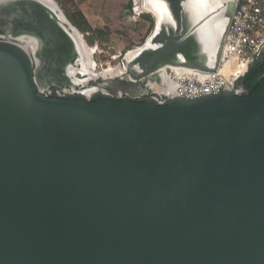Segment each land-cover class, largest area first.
I'll list each match as a JSON object with an SVG mask.
<instances>
[{"label":"water","instance_id":"1","mask_svg":"<svg viewBox=\"0 0 264 264\" xmlns=\"http://www.w3.org/2000/svg\"><path fill=\"white\" fill-rule=\"evenodd\" d=\"M161 1L146 41L94 75L173 87L168 67L217 70L242 0H181L179 16ZM1 9L16 13L0 39V264H264V82L197 99L47 97L88 61L83 34L58 3Z\"/></svg>","mask_w":264,"mask_h":264},{"label":"built area","instance_id":"2","mask_svg":"<svg viewBox=\"0 0 264 264\" xmlns=\"http://www.w3.org/2000/svg\"><path fill=\"white\" fill-rule=\"evenodd\" d=\"M263 47L264 0H242L228 25L217 70L204 75L198 69L168 67L174 86H167L163 97L197 99L228 89L243 94L241 79Z\"/></svg>","mask_w":264,"mask_h":264},{"label":"rangeland","instance_id":"3","mask_svg":"<svg viewBox=\"0 0 264 264\" xmlns=\"http://www.w3.org/2000/svg\"><path fill=\"white\" fill-rule=\"evenodd\" d=\"M68 19L83 34L86 44L95 51L92 60L95 64L93 71H108L119 64L118 57L142 45L151 35L155 17L145 8H137L136 0H108L103 13H115L116 6L122 7L124 23L111 25L102 31L90 30L79 17V4L76 0H55ZM142 4L143 3H139ZM91 7V6H90Z\"/></svg>","mask_w":264,"mask_h":264},{"label":"flooded vegetation","instance_id":"4","mask_svg":"<svg viewBox=\"0 0 264 264\" xmlns=\"http://www.w3.org/2000/svg\"><path fill=\"white\" fill-rule=\"evenodd\" d=\"M171 4L173 13L177 16L181 13V0H168ZM16 12L9 11L8 9L0 10V23L7 22V25L0 24V39L8 40L10 35L15 33V29L12 25L13 19L12 16ZM23 28L19 29V32H25ZM264 54H261L260 57H256L255 60L250 64L248 71L244 76L249 72L250 68L256 63H264V58H261ZM121 57V56H120ZM87 60L82 58L80 64L72 70H67L63 74L67 80L59 81H49L45 86L42 87L43 93L47 97H67V96H85L93 97L94 95L101 93L105 94L108 97L116 100L124 98L127 94V91L130 89L134 92L135 101H141L147 96H158L160 100H165L163 94L167 89V86L160 84L159 82H146L142 84H133L125 80L124 74L122 71H116L115 75L112 78H103L94 75L93 67H91L90 58ZM82 62L84 66L82 65ZM119 62V57H118ZM75 70V71H74ZM111 72V71H108ZM243 76V77H244ZM52 78V77H50ZM53 83L52 85H48ZM241 85L242 80H241ZM243 93H248V90L243 87Z\"/></svg>","mask_w":264,"mask_h":264},{"label":"crops","instance_id":"5","mask_svg":"<svg viewBox=\"0 0 264 264\" xmlns=\"http://www.w3.org/2000/svg\"><path fill=\"white\" fill-rule=\"evenodd\" d=\"M79 10L87 19L93 30L104 31L111 25L124 23V13L122 7L116 6L115 13H103L104 6H108V0H76ZM91 6V7H90Z\"/></svg>","mask_w":264,"mask_h":264},{"label":"bare ground","instance_id":"6","mask_svg":"<svg viewBox=\"0 0 264 264\" xmlns=\"http://www.w3.org/2000/svg\"><path fill=\"white\" fill-rule=\"evenodd\" d=\"M45 1H48L49 4L51 5H54L56 6V2L55 0H45ZM137 3V8L136 10L139 11L140 8H145L146 11H148L149 13L153 14L154 16H157V13L161 7V4L162 6L165 5V3H163L161 0H136ZM212 6H210L212 9H218L219 7H221L223 5L224 2L226 1H230V0H208ZM139 3H143L142 4H139ZM162 9V7H161ZM75 35L76 37L79 39L80 43L83 45V49L86 53V55L88 56V59L90 58V60L92 61V55L95 53V51L93 49H91L87 44H86V41L84 38H82L81 34H79L77 31L75 32ZM139 51V50H138ZM138 51L136 52H130L128 58L132 59L137 53ZM87 62V61H86ZM91 67H95V64L94 62H91ZM73 68H71L72 70ZM75 71V70H74ZM109 71H112V69H110ZM123 72V70H121Z\"/></svg>","mask_w":264,"mask_h":264},{"label":"trees","instance_id":"7","mask_svg":"<svg viewBox=\"0 0 264 264\" xmlns=\"http://www.w3.org/2000/svg\"><path fill=\"white\" fill-rule=\"evenodd\" d=\"M79 17L82 19L84 23H80V26L87 25L90 30H93L88 23L85 16L82 12H79ZM242 84L248 90V95L254 93L259 86L264 82V63H256L254 64L249 72L242 79Z\"/></svg>","mask_w":264,"mask_h":264}]
</instances>
